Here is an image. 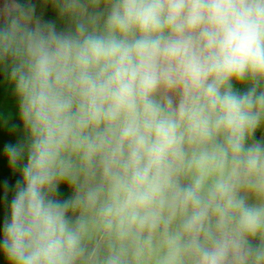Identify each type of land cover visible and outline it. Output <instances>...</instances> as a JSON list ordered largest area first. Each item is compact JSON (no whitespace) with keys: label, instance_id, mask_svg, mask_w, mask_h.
<instances>
[{"label":"clouds","instance_id":"1","mask_svg":"<svg viewBox=\"0 0 264 264\" xmlns=\"http://www.w3.org/2000/svg\"><path fill=\"white\" fill-rule=\"evenodd\" d=\"M0 75L2 264H264V0H2Z\"/></svg>","mask_w":264,"mask_h":264},{"label":"rangeland","instance_id":"2","mask_svg":"<svg viewBox=\"0 0 264 264\" xmlns=\"http://www.w3.org/2000/svg\"><path fill=\"white\" fill-rule=\"evenodd\" d=\"M2 2V0H0ZM48 16L54 18V14L49 10ZM9 114H12L13 120L16 119V101L13 91L10 86H8L0 75V118H7ZM259 135V133L257 134ZM7 137L4 135L2 124H0V143H2ZM9 173L7 172L5 164L0 161V180L7 178ZM65 195L68 194L67 189L63 190ZM3 258L0 257V264H2Z\"/></svg>","mask_w":264,"mask_h":264}]
</instances>
